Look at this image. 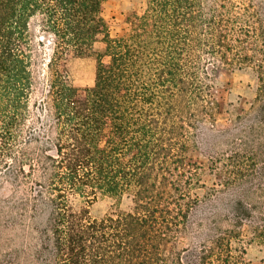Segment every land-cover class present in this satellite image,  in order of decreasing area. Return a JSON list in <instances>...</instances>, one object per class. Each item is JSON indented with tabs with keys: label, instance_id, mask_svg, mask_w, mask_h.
Listing matches in <instances>:
<instances>
[{
	"label": "trees",
	"instance_id": "trees-1",
	"mask_svg": "<svg viewBox=\"0 0 264 264\" xmlns=\"http://www.w3.org/2000/svg\"><path fill=\"white\" fill-rule=\"evenodd\" d=\"M103 1L0 0V185L11 187L0 197V264H249L243 225L264 244L263 3L147 0L129 32L111 36ZM34 16L55 56L46 106L30 121ZM67 53L94 56L91 86L59 70ZM217 67L251 68L258 80L248 110L221 127ZM98 194L132 207L93 218ZM181 235L193 241L168 248Z\"/></svg>",
	"mask_w": 264,
	"mask_h": 264
},
{
	"label": "rangeland",
	"instance_id": "rangeland-1",
	"mask_svg": "<svg viewBox=\"0 0 264 264\" xmlns=\"http://www.w3.org/2000/svg\"><path fill=\"white\" fill-rule=\"evenodd\" d=\"M255 4L264 0H253ZM147 0H104L101 6V14L104 18L111 36L125 35L130 30L128 18L133 14L140 15L146 8ZM264 11V6H262ZM264 21V12L262 13ZM28 36L32 57L33 86L29 96V120L33 121L38 109L46 106L45 98L50 72L47 67L50 59L54 57V41L52 36L43 31L41 18L34 16L28 23ZM103 43L100 37L94 44V50L103 51ZM58 68L64 72L69 83L78 89L89 87L93 84L95 74L94 56L77 57L72 53L63 54L57 59ZM212 93L217 110L214 112V124L217 127L230 123L236 114L247 111L256 98L258 86L257 74L251 68L242 70H231L224 67H217L211 75ZM202 128L203 131L205 127ZM202 131H198L200 134ZM191 161L199 166L200 183L205 187L215 182V176L210 174L205 157L199 150L191 149L189 153ZM11 187L7 183L0 185V197L8 196ZM201 197L204 194L203 188H196L192 191ZM77 206H82L80 199H74ZM132 207L130 199L126 196L117 198L108 194H98L96 199L89 206V214L93 218L128 211ZM241 248L244 250V259L249 264H264V244L255 240L247 225L242 227ZM193 241L188 235L179 236L168 248L173 250L181 249Z\"/></svg>",
	"mask_w": 264,
	"mask_h": 264
}]
</instances>
